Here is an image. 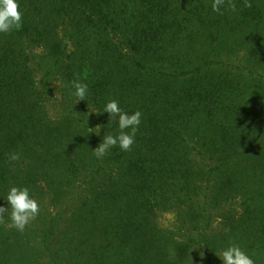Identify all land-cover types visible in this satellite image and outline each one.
<instances>
[{"label":"trees","instance_id":"1","mask_svg":"<svg viewBox=\"0 0 264 264\" xmlns=\"http://www.w3.org/2000/svg\"><path fill=\"white\" fill-rule=\"evenodd\" d=\"M247 3L19 0L21 27L0 34V198L27 186L40 215L0 224V264H218L229 243L264 264V0ZM112 99L142 123L97 160ZM167 197L181 211L162 228Z\"/></svg>","mask_w":264,"mask_h":264},{"label":"clouds","instance_id":"2","mask_svg":"<svg viewBox=\"0 0 264 264\" xmlns=\"http://www.w3.org/2000/svg\"><path fill=\"white\" fill-rule=\"evenodd\" d=\"M226 2L228 0H212V10L219 13ZM246 6H251L247 3V0ZM230 7L232 11H236L234 4H230ZM22 17L23 10L20 8L19 0H0V34L7 35L19 29L23 22ZM71 85L74 89L72 95L76 100L85 101L89 95L88 85L78 80L72 81ZM101 111L108 114V123L114 122L117 124L118 131L116 134L106 133L105 131L102 142L92 150L93 156L97 160H102L111 149L116 147L122 152L131 151L132 146L136 143V135L142 123V112L140 110L127 112L115 99L108 100ZM100 128L97 126L89 129H95L90 132L99 135ZM20 159V154L16 152L8 156L10 163L17 162ZM0 199L6 202V206L0 205V224H3L6 219H10L11 226L18 232L23 233L26 226L40 215V205L31 195V191L27 186H9L6 195ZM203 255L204 253L201 252L200 256L203 257ZM215 255L221 261V264H256L252 255L237 243H229L221 247Z\"/></svg>","mask_w":264,"mask_h":264},{"label":"rangeland","instance_id":"3","mask_svg":"<svg viewBox=\"0 0 264 264\" xmlns=\"http://www.w3.org/2000/svg\"><path fill=\"white\" fill-rule=\"evenodd\" d=\"M35 55L39 60H42L43 58L46 59L47 50H45L43 48H40V49L38 48L35 51ZM40 82H41L40 79H38V81H37L38 87H40V84H39ZM57 87H58V82H52L50 85V88L52 90L57 89ZM48 96H49V94H47L45 97L49 98ZM53 99H49L48 103H46V105H45V111L48 113L49 117L52 119L55 118L57 113H59V110L53 104L54 103ZM72 108L74 109V112L77 115L80 114L81 117H83V118L84 117L91 118V116H92L91 114L90 115L88 114L89 111L87 109L79 106L78 103H74V107H72ZM70 118H72V116H70ZM163 204H164V206L162 207V209H160L161 211L157 214V216L155 217V220L160 227L170 228L177 221V217H178L181 210L178 207L177 203H175V201L173 199H170L169 197H167V200H165V202ZM197 261L198 260H196L195 263H193V264H198ZM218 261H219L218 264H221V261L219 259H218Z\"/></svg>","mask_w":264,"mask_h":264}]
</instances>
